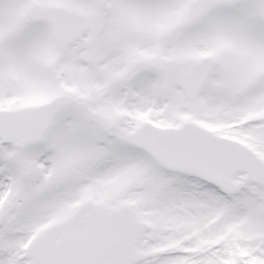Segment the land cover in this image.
<instances>
[{"label":"snow or ice","instance_id":"6c2138e0","mask_svg":"<svg viewBox=\"0 0 264 264\" xmlns=\"http://www.w3.org/2000/svg\"><path fill=\"white\" fill-rule=\"evenodd\" d=\"M0 264H264V0H0Z\"/></svg>","mask_w":264,"mask_h":264}]
</instances>
